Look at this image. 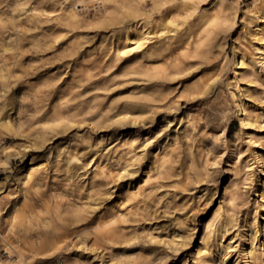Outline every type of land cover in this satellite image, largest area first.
<instances>
[{"label": "rangeland", "instance_id": "374dc122", "mask_svg": "<svg viewBox=\"0 0 264 264\" xmlns=\"http://www.w3.org/2000/svg\"><path fill=\"white\" fill-rule=\"evenodd\" d=\"M142 1L158 18L154 0ZM233 1L234 27L222 28L207 61L191 58L182 72L144 80L98 26V0L77 2V21L65 17L66 5L0 0V161L9 156L8 168L0 164V264H206L210 228L218 236L224 229L216 215L230 209L237 224L222 239H236L264 199L244 187L240 169L250 147L233 139L239 119L223 56L231 58L238 41L259 60L252 43L264 49V39L242 32V8L260 1ZM247 74L231 80L233 90L264 100L260 63ZM98 111L108 120L99 122ZM258 123L250 133L264 155V115ZM162 159L170 173L159 168ZM105 228L124 236L107 241ZM57 232L60 244L42 248ZM187 233L192 238L182 244Z\"/></svg>", "mask_w": 264, "mask_h": 264}, {"label": "bare ground", "instance_id": "6f19581e", "mask_svg": "<svg viewBox=\"0 0 264 264\" xmlns=\"http://www.w3.org/2000/svg\"><path fill=\"white\" fill-rule=\"evenodd\" d=\"M26 1V0H24ZM28 1V0H27ZM47 3L57 4L61 8L66 5L64 15L67 19L77 21V13L74 6L77 2L84 0H38ZM207 6H202L200 0H154L151 1L153 8L158 11V18L152 17V12L145 8L142 0H98V26L110 31L113 44H116L115 51L119 56L131 55L130 60L133 64L134 73L144 77V80H157L168 77L169 75L182 72L189 68L194 62H205L213 54L214 48L219 44L222 28L232 29L235 19L238 16V8L233 0H208ZM259 5L249 8L246 5L242 8V32H248L254 41L264 39V0H259ZM20 4V0H15ZM24 4V2H21ZM225 12L219 18L216 9ZM21 6L20 10H25ZM234 41V40H233ZM253 50L259 52L261 59L250 58L246 52L240 49L238 41L232 44V57L228 58L224 52L223 59L231 66L227 76V87L230 97L235 107L236 116L239 119V131L235 133L234 140L238 143L245 142L249 147L246 155V162L241 167L243 180L247 185L244 187L253 188L255 193L259 192L264 199V155L259 151L261 147L257 138H254L250 129H260L262 125L258 123L264 115L262 103L264 100L253 99L248 92L238 90L239 95L233 90L231 80L238 82L249 71L254 72L256 63H260V68L264 71V49L258 47L256 42L252 43ZM192 58V59H191ZM252 81L251 79H247ZM98 88L100 86L98 85ZM203 90V88H201ZM264 93V87L262 89ZM246 99H251L255 108L249 110L245 103ZM181 120V118L179 117ZM108 120L98 111V121ZM121 120V118L115 121ZM6 120L0 119V126ZM225 127L222 129L224 135ZM239 132L245 135L243 140L239 137ZM227 142V139H224ZM228 147V146H226ZM162 158V157H161ZM77 160L75 157H67L66 161ZM158 160V158H156ZM165 160L159 162V168L165 173H170L165 165ZM0 164L9 167V156L3 153ZM32 169L27 170V174L32 173ZM236 172L235 174H238ZM104 171L98 170V175L104 177ZM180 182V181H179ZM261 191V192H260ZM134 194V193H131ZM241 193L238 192V196ZM235 201L232 199V206ZM206 207V204H205ZM258 208V209H257ZM257 208L250 220L245 222L244 229L237 230L236 239H222L224 230L237 224V216L233 209L222 215L217 213V229H224L214 236V228H210L213 235V248L207 251L210 255V262L206 264H264V200L258 203ZM206 225L203 230L200 243L208 237L210 229ZM239 227V226H238ZM122 229V228H121ZM61 233L57 232L54 237L42 247L50 249L60 244ZM120 229H104L103 237L107 241L113 242L117 237H123ZM192 233H187L182 244L189 242ZM76 246L83 244V240L76 241ZM262 247L259 250L257 247ZM206 253V252H204ZM54 256H48L52 259ZM56 259V258H55ZM54 260V259H52ZM50 260V262H52ZM74 264H93L88 260L73 259Z\"/></svg>", "mask_w": 264, "mask_h": 264}, {"label": "built area", "instance_id": "2783aa9c", "mask_svg": "<svg viewBox=\"0 0 264 264\" xmlns=\"http://www.w3.org/2000/svg\"><path fill=\"white\" fill-rule=\"evenodd\" d=\"M53 264H56V263H53Z\"/></svg>", "mask_w": 264, "mask_h": 264}]
</instances>
